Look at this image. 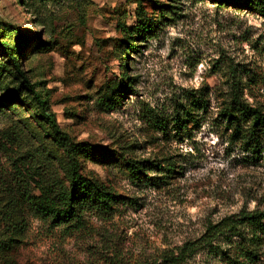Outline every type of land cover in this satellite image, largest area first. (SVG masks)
Returning a JSON list of instances; mask_svg holds the SVG:
<instances>
[{"label": "rangeland", "instance_id": "obj_1", "mask_svg": "<svg viewBox=\"0 0 264 264\" xmlns=\"http://www.w3.org/2000/svg\"><path fill=\"white\" fill-rule=\"evenodd\" d=\"M144 21L154 30L136 34ZM3 24L15 43L29 41L23 65L60 126L105 150L83 173L122 198L78 228L54 227L29 209L28 192L65 180L62 152L21 102L24 90L2 102L21 81L0 47V264H165L209 223L264 210V145L246 151L217 115L234 81L264 108V16L215 0H0ZM34 36L43 47L31 46ZM202 89L210 106L200 121L163 135L157 121ZM111 96L113 108L104 102ZM121 153L157 167L135 179ZM259 257L249 264H264V242ZM185 264L229 263L203 250Z\"/></svg>", "mask_w": 264, "mask_h": 264}, {"label": "trees", "instance_id": "obj_2", "mask_svg": "<svg viewBox=\"0 0 264 264\" xmlns=\"http://www.w3.org/2000/svg\"><path fill=\"white\" fill-rule=\"evenodd\" d=\"M215 1L264 16V0ZM3 25H0V47L21 83L20 88L17 89L19 91H10L11 94L4 96L2 102L10 104L11 100L17 97L21 90H24L26 95L24 101L21 102L24 104L26 102L29 111L38 119L45 135L44 139L49 140L56 149L62 152L60 168L65 174V180L60 181L58 178L50 181L47 178L44 185H39L38 195L28 192L26 198L29 209L33 210L35 215L49 221L54 227H81L83 217L87 213L112 214L115 205L122 197L83 173L84 162L95 156L106 158L105 150L86 142H76L60 126L50 106L48 95L39 88L38 83L32 81L29 69L26 70L23 65L24 49L29 41L15 43L11 34L13 33L12 28L9 25ZM153 30V26L145 21L134 29L138 35ZM33 42L35 43L31 45L32 47L44 46L37 36H34ZM130 49L133 50V47L131 46ZM127 64L125 60L123 65L127 66ZM127 76L124 74V77ZM197 93L192 94L187 103L177 107L171 118L157 121L158 128L163 135H170V130L176 132L174 136L187 134L190 130L189 125L200 121L201 118L198 116L201 112H207L210 105L203 89ZM117 99L111 96L104 102L109 104V108H113L117 104ZM217 115L232 142L237 143L246 151L257 152L262 148L264 145V108L244 98L241 83L234 81L231 84L226 98L219 106ZM119 158L135 179L146 175L149 168L157 167L150 161H137L124 153H121ZM54 159L57 160V155ZM168 166L169 171H174L176 167L175 164ZM217 242H227L230 251L223 250L220 245L216 244ZM263 242L264 210H243L239 214L227 216L216 223H209L199 238L186 241L175 252L167 255L164 262L165 264H185L200 251L208 250L219 254L229 264L255 263L260 259L259 254Z\"/></svg>", "mask_w": 264, "mask_h": 264}]
</instances>
